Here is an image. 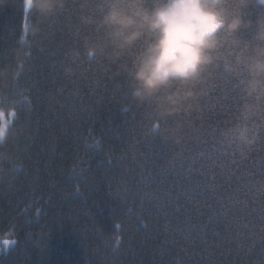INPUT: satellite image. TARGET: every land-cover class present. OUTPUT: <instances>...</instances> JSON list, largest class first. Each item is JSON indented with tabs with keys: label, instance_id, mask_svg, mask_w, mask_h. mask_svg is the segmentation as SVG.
Returning <instances> with one entry per match:
<instances>
[{
	"label": "trees",
	"instance_id": "16d2710c",
	"mask_svg": "<svg viewBox=\"0 0 264 264\" xmlns=\"http://www.w3.org/2000/svg\"><path fill=\"white\" fill-rule=\"evenodd\" d=\"M104 7L65 0L42 19L0 0V102L20 132L18 178L0 185V264H264V123L251 146L227 135L239 79L213 68L196 110L159 119L116 64L86 54L106 33L81 18Z\"/></svg>",
	"mask_w": 264,
	"mask_h": 264
},
{
	"label": "clouds",
	"instance_id": "9594fccd",
	"mask_svg": "<svg viewBox=\"0 0 264 264\" xmlns=\"http://www.w3.org/2000/svg\"><path fill=\"white\" fill-rule=\"evenodd\" d=\"M31 14L51 19L65 0H23ZM252 8L258 9L254 15ZM97 23L106 38L86 49L116 64V74L128 78L131 98L151 104L159 119L196 110L204 90L198 85L209 70L223 66L239 79L243 101L240 118L228 130V139L251 146L260 140L254 122L264 123V0H105ZM136 54L129 63L125 57ZM70 73V69L68 70ZM9 119V108L0 102V122ZM154 120L150 134L161 132ZM20 132L8 124L0 128V185H13L20 157L8 145ZM168 138L181 143L175 130ZM102 264H115L111 256Z\"/></svg>",
	"mask_w": 264,
	"mask_h": 264
},
{
	"label": "rangeland",
	"instance_id": "374dc122",
	"mask_svg": "<svg viewBox=\"0 0 264 264\" xmlns=\"http://www.w3.org/2000/svg\"><path fill=\"white\" fill-rule=\"evenodd\" d=\"M25 11H26V13L28 12V8L26 7V5H25ZM8 123H9V120L6 121V122H1L0 127H7V126H8ZM8 240H9V239H5V240H3V242L0 244V252H1V250L7 248V247L10 245L9 242H8Z\"/></svg>",
	"mask_w": 264,
	"mask_h": 264
},
{
	"label": "snow or ice",
	"instance_id": "6c2138e0",
	"mask_svg": "<svg viewBox=\"0 0 264 264\" xmlns=\"http://www.w3.org/2000/svg\"><path fill=\"white\" fill-rule=\"evenodd\" d=\"M0 128H2V127H0ZM10 150V149H9ZM115 250V249H114Z\"/></svg>",
	"mask_w": 264,
	"mask_h": 264
}]
</instances>
